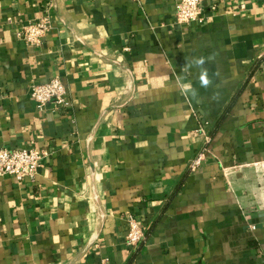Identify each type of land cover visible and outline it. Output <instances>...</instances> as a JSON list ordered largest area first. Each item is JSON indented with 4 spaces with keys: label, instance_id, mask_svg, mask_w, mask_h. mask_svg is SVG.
I'll return each mask as SVG.
<instances>
[{
    "label": "crops",
    "instance_id": "obj_1",
    "mask_svg": "<svg viewBox=\"0 0 264 264\" xmlns=\"http://www.w3.org/2000/svg\"><path fill=\"white\" fill-rule=\"evenodd\" d=\"M243 2L180 26L176 0H0V148L48 152L34 181L0 177V264H264V0ZM45 12L43 43L17 40ZM55 77L69 105L40 112Z\"/></svg>",
    "mask_w": 264,
    "mask_h": 264
},
{
    "label": "built area",
    "instance_id": "obj_2",
    "mask_svg": "<svg viewBox=\"0 0 264 264\" xmlns=\"http://www.w3.org/2000/svg\"><path fill=\"white\" fill-rule=\"evenodd\" d=\"M205 0H176L174 23L180 26H188L192 23H203ZM241 10L245 9L243 0ZM216 8L213 7V10ZM53 29V21L45 12L39 20L31 21L20 26L16 32L17 40L23 42L28 47H39L46 36ZM31 98L35 102L40 112H45L49 105L54 109L61 110L67 108V89L60 78L55 77L47 83H34L31 86ZM197 137H201L205 144L211 139L203 126H199L195 131ZM48 156L45 150L35 148H0V177H13L18 182L24 180L34 181L42 167L43 160ZM205 158L203 152L199 153L189 164L192 172L197 171ZM127 223V233L124 238V245L128 250L136 249L145 240V232L141 220L133 212L125 216Z\"/></svg>",
    "mask_w": 264,
    "mask_h": 264
},
{
    "label": "clouds",
    "instance_id": "obj_3",
    "mask_svg": "<svg viewBox=\"0 0 264 264\" xmlns=\"http://www.w3.org/2000/svg\"><path fill=\"white\" fill-rule=\"evenodd\" d=\"M204 65H205L204 57L192 58L188 64L189 67L195 66L200 69V75H199L200 85L201 87L208 88L212 84V80L209 78L208 69L205 68ZM183 90L185 94L191 93V96L193 98L197 97V91L195 88L192 87L190 83L184 84Z\"/></svg>",
    "mask_w": 264,
    "mask_h": 264
},
{
    "label": "trees",
    "instance_id": "obj_4",
    "mask_svg": "<svg viewBox=\"0 0 264 264\" xmlns=\"http://www.w3.org/2000/svg\"><path fill=\"white\" fill-rule=\"evenodd\" d=\"M134 213V212H133Z\"/></svg>",
    "mask_w": 264,
    "mask_h": 264
}]
</instances>
